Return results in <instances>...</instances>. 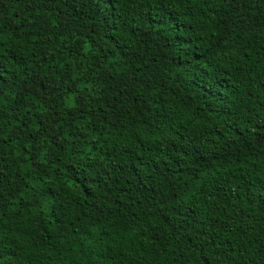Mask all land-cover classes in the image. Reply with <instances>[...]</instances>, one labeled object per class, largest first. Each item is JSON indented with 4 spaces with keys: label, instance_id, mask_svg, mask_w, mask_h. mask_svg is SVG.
<instances>
[{
    "label": "trees",
    "instance_id": "obj_1",
    "mask_svg": "<svg viewBox=\"0 0 264 264\" xmlns=\"http://www.w3.org/2000/svg\"><path fill=\"white\" fill-rule=\"evenodd\" d=\"M0 34V264H264V0H0Z\"/></svg>",
    "mask_w": 264,
    "mask_h": 264
},
{
    "label": "snow or ice",
    "instance_id": "obj_2",
    "mask_svg": "<svg viewBox=\"0 0 264 264\" xmlns=\"http://www.w3.org/2000/svg\"><path fill=\"white\" fill-rule=\"evenodd\" d=\"M2 34H0V43H2ZM0 80H2V77H0ZM179 115H182L185 117V119L187 120H193L195 119V113L192 112L191 110H187V111H181L179 113Z\"/></svg>",
    "mask_w": 264,
    "mask_h": 264
}]
</instances>
